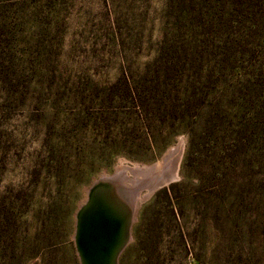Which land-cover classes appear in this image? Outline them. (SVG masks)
Segmentation results:
<instances>
[{"label": "rangeland", "instance_id": "rangeland-1", "mask_svg": "<svg viewBox=\"0 0 264 264\" xmlns=\"http://www.w3.org/2000/svg\"><path fill=\"white\" fill-rule=\"evenodd\" d=\"M107 1L62 0L51 10V0H0V71L9 73L0 75L6 80H0V132L2 146H9L7 153L0 151V201L22 189L31 193L30 171L35 164L44 171V164L58 163L50 164V157L81 164L40 175L12 241L4 240L5 246L12 242V250L0 251V264H82L77 212L93 184L113 178L138 187L132 180L140 169L162 162L180 144L178 178L147 197V187H141L143 199L117 264H264V113L258 107L264 92L242 81L244 69L264 61V22L259 27L251 19L235 22L236 30L247 33L248 47L221 62L229 67L216 86L203 85L210 96L199 116L196 108L197 116L192 113L184 123H160L133 140H115L103 111L86 112L77 103L80 73L88 70L93 85H107L123 65L150 63L161 45H173L174 34L187 48L193 41L189 21L176 24L168 0ZM181 4L192 11L191 4ZM114 16L121 19V34L113 29ZM210 30L204 27L202 35ZM220 51L217 59H225ZM12 66L22 79L43 87L41 101L12 106V93L4 87L12 84ZM120 167L137 173L130 172L126 182Z\"/></svg>", "mask_w": 264, "mask_h": 264}, {"label": "trees", "instance_id": "trees-1", "mask_svg": "<svg viewBox=\"0 0 264 264\" xmlns=\"http://www.w3.org/2000/svg\"><path fill=\"white\" fill-rule=\"evenodd\" d=\"M60 2L62 0H51L50 9L55 10ZM181 2L191 4L192 11H183ZM109 3L108 0L107 4L110 5ZM168 4L171 6L170 13L173 12L176 18V24L182 18L189 21L192 47L187 48L185 41L180 40V35L174 34L176 40L171 41L173 45L171 44L170 47L161 45L157 53L149 59L150 63L139 67L123 65L117 71L115 79L107 85H102L100 82L93 85L94 80L87 73L88 70L82 71L78 76L81 84L79 87L76 86L80 89L78 93L75 91L77 103L86 112L95 108L103 111L102 113L106 114H103L104 126L113 134L115 140L117 138H123V141L133 140L140 130H144L145 133L153 132L160 123H184L192 117V113L197 116L194 113L196 108L200 111L199 116L210 96L204 91L203 85L215 82L216 86L222 77L223 70L229 67V64L220 65L221 62L232 60L233 55L237 56L239 54L237 48L248 47L247 33L239 27L236 30L235 22L241 19L244 21L242 24H245L251 19L255 22L250 25H257L256 27L260 26L261 21L264 22V0H168ZM188 6L186 5L187 8ZM110 12L115 13L116 11L110 9ZM236 16L238 19H235ZM120 21L121 19L117 16L112 18L116 34H121ZM116 25H118L117 28ZM206 26H210L211 30L202 35L201 30ZM177 27L180 29L179 26ZM121 45L124 47L123 42ZM195 47H200L201 51ZM221 49H224V54L228 56L219 60L217 55L220 56ZM230 49L237 51L228 53ZM126 54L125 57H127ZM205 61H219L220 67H205L202 65ZM244 70L243 83H247L246 86H259L264 92V61L261 65H255L251 71ZM3 73L6 77L9 75L6 70L0 71V75ZM0 80L6 83V80L2 78ZM6 86L9 88L7 92L12 93V106L41 101L44 94L43 87L33 86L31 82L22 79L21 70L16 66H12V84L4 85L5 88ZM71 92L73 94L72 90ZM27 94L30 99L27 98ZM31 99L34 101H30ZM258 107L262 115L264 101ZM79 123L80 121L75 123L74 127L76 128ZM260 127L264 134V125ZM4 138L5 134L0 132V151L5 154L9 151V146L6 148L2 146ZM82 152H84L83 149L76 154L79 155ZM76 154L72 155L75 159ZM62 158L50 157V164L54 162L53 160H57L58 163L44 164L43 167L47 172L52 173L53 169L61 172L63 168L77 170L81 166L77 160L67 159L64 156ZM45 170L42 171L35 164L30 171L31 193L22 189L10 197L5 196L0 201V251L12 250V242L5 246L4 240L12 241V231L14 232L18 226V216L24 213L23 208L29 200L28 197L31 199L34 196L40 175Z\"/></svg>", "mask_w": 264, "mask_h": 264}, {"label": "water", "instance_id": "water-1", "mask_svg": "<svg viewBox=\"0 0 264 264\" xmlns=\"http://www.w3.org/2000/svg\"><path fill=\"white\" fill-rule=\"evenodd\" d=\"M108 180L93 184L86 203L77 212L76 245L82 264H115L128 240V207L124 206L121 213L117 189Z\"/></svg>", "mask_w": 264, "mask_h": 264}, {"label": "bare ground", "instance_id": "bare-ground-1", "mask_svg": "<svg viewBox=\"0 0 264 264\" xmlns=\"http://www.w3.org/2000/svg\"><path fill=\"white\" fill-rule=\"evenodd\" d=\"M181 151H182V144L172 147L168 151V153L164 156L162 162L156 163L152 165L150 168L144 170L140 169L141 172L139 173H137L136 169L133 170V169H129L128 167H120L118 169V173L120 174V177L126 182L131 178L129 177L130 172L137 173L136 176L140 175L139 177H135L136 180L134 179L132 180L133 182L134 181L136 182L138 187L125 186L121 183L120 180L117 181L118 183H116L115 179L113 178H105L102 180H98L96 183L98 184L99 181H105L108 179H109L108 182L112 181L115 189H117L118 191V192L116 191L115 193H117L118 196L120 197L119 202L122 205L121 213L124 212V208H123L124 206L126 209L128 207L129 222L131 221L133 222L139 202L143 199V192H141V187L142 186L147 187V194L145 195L147 197L151 195L158 187L169 183L172 178L176 177L177 168H178L177 163L179 162ZM117 177H119V175H117ZM115 264H117V261L115 262Z\"/></svg>", "mask_w": 264, "mask_h": 264}]
</instances>
